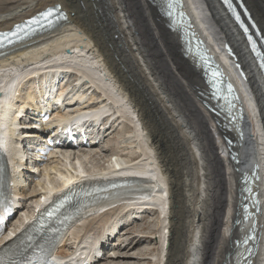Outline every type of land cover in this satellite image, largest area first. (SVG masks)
<instances>
[{
  "label": "bare ground",
  "instance_id": "obj_1",
  "mask_svg": "<svg viewBox=\"0 0 264 264\" xmlns=\"http://www.w3.org/2000/svg\"><path fill=\"white\" fill-rule=\"evenodd\" d=\"M134 1L141 5H144L145 2ZM152 2L156 12L162 15L157 27L162 30L163 26L171 29L169 39L172 36L175 42L171 54H175L174 51L178 53L176 56L178 69L180 68L185 74H181L182 77L191 76V82L192 80L195 82V93L182 88L185 97L181 110L174 108V91L166 88L162 81L163 68L153 51L154 48L152 49L148 43L149 36L142 34L143 25L135 24L134 26L137 25L138 28L128 27L133 25L134 16H142L145 11L137 12L135 8L131 10L130 3L124 5V0L110 2L113 16L120 18L118 20L120 31H117L115 25L111 26L107 21L106 13L94 9L91 0L83 2L81 0H0V30H9L15 23L21 22L49 6L60 5V14L63 16L60 24L54 30L30 37L21 43H15L0 50V91L2 92L0 96V128H4L5 132L10 125H13L11 134L15 135L16 130L26 126V120L37 119V117L30 116L27 109L33 107L44 97L47 88L59 87L56 90V93L59 92L60 95L58 100L70 91L74 99L73 101L67 99L66 106L68 108L75 106L74 111L96 113V121H100L97 130L101 132L102 125L101 128L104 129L101 132L104 142L100 140L91 146L96 147L104 143L101 147L82 155L83 158L76 156L78 152H72L71 149L74 150V147L66 148L60 156L55 155L49 159L47 165L42 169L39 180L35 182L32 181L34 174L25 170L23 162L17 161L16 154L19 152L16 150L17 146L13 142L9 144L8 156L16 163L14 168L15 190L17 196L22 198L28 196L30 199H38L42 194H45L43 190H62L65 184L59 183V177L67 172L72 174L76 170L77 163L84 167L86 173L91 177L105 178L109 176L111 170L108 171V167L102 164L101 158L109 165L111 158L117 156L115 163L119 166L132 168V177L138 178L137 183H142L140 186L147 192L122 201L118 206L104 212H98V206L84 212L81 218L69 227V232L61 241L62 244L57 253H67V240L72 241L73 246L84 239L89 246H99L101 243L102 248L106 247L107 242L111 241L110 237L119 234L123 227V230L128 229L126 227L130 225V221L135 219V216L145 206H148V211H143L142 214L157 210L159 221L167 222L164 227L165 231L160 234L161 245H163V235H165L164 247L158 248H162V254H160L162 256L164 253V256L157 255L159 259L156 258L157 261L155 259L153 264H180L181 262L182 264H220V259L217 256L220 247L217 248L218 245L216 246L215 242L209 247L212 242L210 240L215 241V234H213L211 226L223 230L225 235L230 233L228 236L232 238L236 236L240 238L252 226L253 217L238 221L241 217L238 213L242 211L240 177L242 171L249 169L254 163L260 165V180L257 181L260 189L259 198L264 196V80L260 74V67L248 48L244 34L226 6L219 0H183L182 8L190 15L196 30L205 39L209 51L223 66L229 79L236 86L247 114L238 123L236 121L223 123L220 116L209 112L205 107L208 84L205 82L201 63L196 61L193 53L184 51V45L177 31L178 25L177 28H174L170 23V17H167L163 12L161 0H152ZM242 2L250 10L251 16L264 37V0H242ZM156 29L154 25H150L149 34L157 37ZM146 31L148 30L146 29ZM225 41L233 46L238 61L241 62L245 71V76L236 67L235 58L225 50ZM157 43L158 46H162L163 40H159ZM118 45H126L128 51L118 49ZM154 45L156 46V44ZM156 70L159 72L156 73ZM147 72L151 74L152 79L145 76ZM35 73L37 75H34ZM49 75H51V80L46 78ZM34 90L37 91V94L34 93ZM195 94H199L200 98ZM108 100H111L112 103L107 104ZM74 101L77 103L72 105L71 103ZM191 109H195L196 117L200 122V127L195 128H200L203 137L198 139L200 141L201 138V144L195 145L197 154L191 148L196 163L193 171L197 175L196 184H199V190L195 194L191 192L188 195V188L183 186L182 181L184 177L182 161L185 162L188 159L185 157V160L182 156L183 158L179 161L178 158L182 151L184 156L187 154L189 140L196 142L194 135L196 129L193 127ZM59 113L60 111L57 112V114ZM132 115L138 118L139 123L136 121L137 118L134 119ZM20 116L22 117L20 118ZM214 117L217 123L214 120L211 121ZM188 119H190V123L187 124ZM123 123L124 130L119 131L115 137H109L111 130L115 132L116 125L119 126ZM212 128L218 134L217 139L214 132L212 133ZM25 132L27 131H20V133ZM117 136L118 138H116ZM226 136L236 141L232 148L239 152V162L231 158L230 149L224 138ZM105 137H109L110 140L116 138V150L121 147L125 150L135 144L137 150L131 149L129 154L124 153V150L122 152L111 150L108 146L109 140H106ZM181 137L184 142L188 140V145L187 143L183 145L181 141L184 147L180 145ZM125 140L126 145L124 144ZM130 144L131 147H129ZM202 148L207 149L205 153H208L209 162H211L209 165L211 164L216 172H221L225 181L217 208L214 203L211 206L213 208L212 221L210 214H207V211L204 214L203 211L206 210L202 198L207 193V170L209 167L205 164L206 157ZM100 150H110L112 153L108 159L99 158ZM85 158L92 163L94 159H99V163H95V167L93 165V167L83 166ZM0 160H3L1 155ZM79 176L77 175L76 178ZM27 184H29V188H27ZM187 202L194 207L190 211L192 216L191 221L189 220L190 224L188 225L185 221L183 228L182 212L190 210V206L186 208ZM237 203L235 208L234 204ZM25 209L29 211L27 204L24 211H26ZM162 213L167 215L163 220L161 219ZM144 215L140 217L143 218ZM33 216L34 212H30L25 215V218ZM256 217L259 222L257 229H261L263 240L258 252L252 251L249 259L253 260V264H264V226L261 227V223H264L261 221V218H264V213L261 211ZM23 223L20 221L17 223V227ZM121 223L126 224L119 229ZM239 225L241 228L238 231L235 229L236 236L232 235L233 229ZM183 229L188 231L187 237ZM148 233H154V231ZM217 234L219 235V232ZM67 236H69L68 239H66ZM103 241L105 242L103 243ZM185 241H187L186 248L183 247ZM133 243V240L130 241L126 247L132 246ZM252 243L254 244V242ZM230 244L236 251L234 253L236 257L232 263L241 264V256L238 255L241 246H236L235 242H230ZM230 244L227 251L229 252L228 257L233 251ZM183 248L186 249L185 260L181 257ZM106 249L108 252L113 250L108 247ZM161 250L159 251L161 252ZM99 252L101 253V250ZM118 252L108 255L110 257H105L104 253L103 257L112 259ZM209 254L210 259L208 258ZM108 261L110 260L108 259ZM226 262L228 263L229 259H226Z\"/></svg>",
  "mask_w": 264,
  "mask_h": 264
},
{
  "label": "rangeland",
  "instance_id": "obj_2",
  "mask_svg": "<svg viewBox=\"0 0 264 264\" xmlns=\"http://www.w3.org/2000/svg\"><path fill=\"white\" fill-rule=\"evenodd\" d=\"M82 2L84 1V0H81ZM144 3V5H141L140 3H138L137 2V4H136V1H134V0H129V2H127V0H124V5H127V4H129L130 6H131V10H132V8H135V10L137 11V12H141V11H145V14L144 15H136V16H134V18L132 19L133 20V25L132 26H128V27H131V28H138V26L136 25V26H134L135 24H138L139 26H142L143 25V29H142V34H144V35H146L147 37L149 36V38H148V43H149V45H150V47L153 49V51L156 53V55H157V57H158V59H159V62H160V65H161V67L163 68L162 69V81H163V83H165L164 85H165V87L166 88H168V89H170V90H172V91H174L173 92V94H174V98H173V100H174V103H175V107L174 108H176L177 110H181V108H182V106H184V97H185V95H184V92L182 91V88H186L189 92H191V93H195V91H194V88H195V82L192 80V82H191V76L189 77H182V75L181 74H183V75H185L184 74V72L179 68L178 69V65H177V59H176V56H178V53H177V51H174L173 53H175V54H171V51H172V47L174 46V40L172 39V36H171V40L169 39V33H170V31H171V29H167L166 27H164L163 26V30H162V28H158L157 26H158V23H159V21H160V18H161V14H158L157 12H156V10H155V8H154V6H152V4H153V2H152V0H142ZM149 1V2H148ZM91 2H92V5L94 6V9L95 10H99V11H101V13H106V16L108 17V19H107V21L110 23V25L111 26H113V25H115V29L118 31H120V26H119V21L118 20H120V18L119 17H114L113 16V8H112V6H111V4H110V2H114V0H91ZM56 4H58V3H56ZM131 4H133V5H131ZM135 4H136V6H135ZM140 6H139V5ZM142 7H144L145 8V10H144V8H142ZM139 8V9H138ZM72 9V8H71ZM150 9V10H149ZM126 11H128V10H126ZM152 11V12H151ZM153 13V14H152ZM155 13V14H154ZM148 15V16H147ZM155 15V16H154ZM159 16V17H158ZM139 17V18H138ZM146 19H145V18ZM155 17V18H154ZM153 18V19H152ZM143 19V20H142ZM149 19V20H148ZM139 20V21H138ZM151 20V21H150ZM155 20H156V22H155ZM143 21V22H142ZM135 22H137V23H135ZM147 22H149V23H147ZM152 23V24H151ZM150 25H154L157 29V37L156 36H152V35H150L149 34V29H150ZM146 26V27H145ZM164 28H165V30H164ZM146 29L148 30V31H146ZM160 30V31H159ZM144 31V32H143ZM164 31H165V33H164ZM168 31V32H167ZM147 32V33H146ZM164 33V35H163V33ZM146 33V34H145ZM160 35V36H159ZM152 36V37H151ZM162 36V37H161ZM164 36H165V38H164ZM150 37H151V39H150ZM157 38H159V39H157ZM162 38V39H161ZM164 38V39H163ZM155 39V40H154ZM149 40H150V42H149ZM159 40H163V43H162V46H158V41ZM169 41V42H168ZM171 42V43H170ZM151 43V44H150ZM169 43V44H168ZM154 44H156V46L154 45ZM119 46V48L118 49H120V50H125V51H128V49H127V46L126 45H122V46H120V45H118ZM160 49H158V48ZM162 49H161V48ZM168 47V48H167ZM111 48H113V47H111ZM159 50V51H158ZM164 50V51H163ZM166 50V51H165ZM163 53V54H162ZM167 53V54H166ZM159 54H160V56H159ZM174 56V57H173ZM161 57V58H160ZM171 58H172V60H171ZM190 58V57H189ZM170 60V61H169ZM167 61H168V63H169V65H167L168 63H167ZM173 61H175V62H173ZM191 63H192V61H191ZM167 66H166V65ZM169 67V68H168ZM142 70V69H141ZM167 71V72H166ZM156 73H158L159 71L158 70H156L155 71ZM170 72V73H169ZM176 75H175V74ZM149 73L147 72L146 74H145V76H148L149 78H151L152 79V76H151V74H149ZM171 76H170V75ZM174 74V75H173ZM260 74L262 75V73H261V71H260ZM127 76H130V75H128V74H126ZM169 75V76H168ZM174 76V77H173ZM173 77V78H172ZM179 77V78H178ZM177 78V79H176ZM263 79V78H262ZM175 80V81H174ZM181 80H183V81H181ZM187 80V81H186ZM264 80V79H263ZM168 84V85H167ZM185 87H184V86ZM191 86V87H190ZM170 87V88H169ZM195 96L196 97H198V98H200L199 97V94H195ZM201 101H203L202 99H201ZM204 104H205V102H204ZM206 107V106H205ZM206 109H207V107H206ZM194 111V112H193ZM188 113V112H187ZM196 112H195V109H191L190 110V114H191V118H192V121H193V127L195 128V127H200V122H199V120H198V117H196V114H195ZM176 115H178L179 113H175ZM212 120H214L215 122H216V119H215V117L214 118H212L211 119V121ZM136 121H137V119H136ZM138 122V121H137ZM195 122V123H194ZM139 123V122H138ZM187 124L188 123H190V119H188V121L186 122ZM217 123V122H216ZM118 125V124H117ZM116 125V131L115 132H113V130H111V132H110V136L109 137H115V135H118V132L119 131H122V130H124V128H125V126H124V123L123 124H120L119 126H117ZM119 127V128H118ZM196 129V132H195V136H196V142L194 141L193 142V140H189L190 141V143L188 142V140H186L185 142H184V139L181 137L180 138V140H179V143H180V145H184V143L186 144L187 143V145H188V143H189V146L187 147V149H188V152H187V154H185V156H184V153H183V151H182V154L179 156V158H178V160L180 161L183 157V159H185L186 160V158L185 157H187V161H185L184 162V160L182 161V166H183V173H184V177H183V179H182V181H183V183H184V187L186 188H188V195L192 192L193 194H195L196 192H198V190H199V184H196V180H197V175H195V172L193 171V169H194V167H196V163L194 162L195 161V159H194V152H193V149H194V151H195V153H196V149H195V145H200L201 144V138L203 137V134L201 133L202 131L200 130V128H195ZM112 132H113V134H112ZM116 132H117V134H116ZM214 132V130H213V128H212V133ZM112 134V135H111ZM198 135V136H197ZM214 135H215V137H216V139H217V136H218V134L216 133V132H214ZM109 137H107L106 138V140L108 139L109 140V144H108V146L111 148V150L112 149H114V150H116V148H117V146H116V138H118V136L116 137V138H111V140L109 139ZM199 137H201L200 138V141L198 140L199 139ZM183 139V140H182ZM114 141V142H113ZM183 142L182 144H181V142ZM198 141V142H197ZM114 143V144H112V143ZM193 142V143H192ZM110 143H111V145H110ZM124 144L126 145L127 144V142H126V140H125V142H124ZM114 145V146H113ZM136 145V144H135ZM135 145L134 146H132L131 147V144H130V146L129 147H131V148H128V149H125V150H128V151H125L124 150V148L123 147H118V148H120V150L119 151H122V150H124L123 152L124 153H127V154H129L130 152L129 151H131V149H134V150H137V148L135 147ZM180 145H178V146H180ZM182 145V147H184ZM191 146H193V147H191ZM115 147V148H114ZM87 147H83V149H81L80 150V154H79V152H78V154L76 155V156H78V157H81V158H83V156L82 155H85V154H87L89 151H91V150H95V148L94 147H92L91 149H86ZM179 148V147H178ZM191 148H193V149H191ZM86 150V151H83V150ZM71 150H73V149H71ZM88 150V151H87ZM183 150V149H182ZM192 150V151H191ZM198 150V149H197ZM83 151V152H82ZM202 151H203V153H204V155H205V157H206V159H205V164H207V166L209 167H207L208 168V170H207V172H208V177H207V183H208V188H207V193H205L204 195H203V205H204V208L206 209V210H203L204 211V214L206 213V211H207V214H210V216H211V221L213 220L212 218H213V208L211 207L212 206V204L214 203L215 204V207L217 208V203H218V201H219V199H220V197H221V195H222V193H223V189H224V184H225V181H224V175L221 173V172H216V170L211 166V164L209 165V163H211V162H209L210 161V159L208 158V153H205V152H207V149H203L202 148ZM219 151V150H218ZM181 152V151H180ZM112 153V151H110V150H106V151H104V150H100V156H99V158H101V157H105L106 159H108L109 158V155ZM136 153H138V152H136ZM197 154V153H196ZM98 155V154H97ZM108 155V156H107ZM192 155V156H191ZM183 156V157H182ZM77 157V158H78ZM116 157L117 156H115L114 158H113V160H116ZM194 159V160H193ZM89 160V159H88ZM88 160H87V158H85V164H84V162H83V166L84 165H88V166H94L95 165V163H99V159H94L93 161V163L92 162H90V160H89V162H88ZM192 160V161H191ZM92 161V160H91ZM101 161H103L102 162V164H107V162H104V160L101 158ZM208 162V163H207ZM194 163V164H193ZM187 164V165H186ZM185 165V166H184ZM190 165H191V167H190ZM195 165V166H194ZM92 166V167H93ZM193 166V167H192ZM95 167V166H94ZM188 167V168H187ZM186 168V169H185ZM206 168V169H207ZM213 169V170H212ZM192 172H191V171ZM211 170V171H210ZM188 171V172H187ZM190 172V173H189ZM194 172V173H193ZM187 174V175H186ZM215 175H217V176H215ZM221 175V176H220ZM223 175V176H222ZM195 176V177H194ZM186 177V178H185ZM211 177H212V180H211ZM220 177V178H219ZM185 178V179H184ZM189 178V179H188ZM210 178V179H209ZM214 178V179H213ZM222 179V180H221ZM189 180H191L190 182H189ZM263 180V179H262ZM187 181V182H186ZM194 181V182H193ZM224 181V182H223ZM189 182V183H188ZM193 182V183H192ZM213 182V183H212ZM223 182V183H222ZM263 182V181H262ZM188 183V184H187ZM191 183V184H190ZM210 183V184H209ZM221 184V185H220ZM195 185H197V186H195ZM221 186V187H220ZM192 187V188H191ZM211 187H212V189H211ZM197 188V189H196ZM192 189H194V190H192ZM186 190V189H185ZM212 190V191H211ZM209 192V193H208ZM213 195H212V194ZM206 196V197H205ZM211 196V197H210ZM207 199V200H206ZM209 199V200H208ZM33 200V199H32ZM205 202V203H204ZM190 203H188L187 202V206H186V208H188V206H190L189 207V209L190 210H183V212H182V215H181V218H182V216H183V218H182V220H184L182 223H183V228H184V222L185 221H187V223H188V225L190 224V221H191V218H192V216H191V214H190V211L191 210H193V205H189ZM237 205H238V203L235 205L234 204V207L236 208L237 207ZM221 206H222V204H221ZM185 208V209H186ZM160 211V210H159ZM154 212H156V213H154ZM154 212H152L151 211V213L150 212H147V213H145V215H144V217L143 218H145L144 220H141V221H137L136 223L135 222H132V223H130V225H128V227H126V228H128V229H126V230H124V232L123 231H121V233H120V237L119 236H116L115 237V240H114V237H111V239L113 240V241H111V242H107V243H111V246H110V248H113L114 249V251H117V249H118V245H120V242H121V247H122V249L120 248V251L117 253V254H115V257H113L112 259L111 258H107V259H103L102 260V263L103 264H153L154 262H155V259L157 258V259H159V257L161 256V254H162V248L161 249H158V248H160L161 246L162 247H164V240H165V235H163L164 236V239H163V245H161V243H160V234H163V232L165 231V226H166V223L167 222H163V221H159V215H158V211L157 210H155ZM211 212V213H210ZM187 213V214H186ZM263 213H264V209H263ZM147 215V216H146ZM162 217H161V219L163 220L164 219V216L165 217H167V215H165V214H163L162 213V215H161ZM262 219H264V218H261V221L262 222H264V220H262ZM190 220V221H189ZM163 222V223H162ZM263 225H262V227L264 226V223H262ZM162 225H163V227H162ZM161 226V227H160ZM160 227V228H159ZM212 228H213V234H215V241L214 240H210V246L209 247H211L212 245H213V243L215 242V244H216V246H217V248L218 247H220L219 248V250H218V252H217V256H218V258L220 259V264H233L232 263V260L236 257V255L234 254L236 251L235 250H233V246H231V244H230V242L231 243H234L235 242V240H236V238H238V236H236V234H237V231H238V229H240L241 228V226L239 225L238 227H236V228H234L233 229V233H232V235H234L235 234V238H232L231 236H228V235H230V233H228V234H223V230H221V229H218V228H216L215 226H211ZM159 229V230H158ZM235 229L237 230V231H235ZM128 230H130L131 232H129ZM149 231H154V233H148ZM167 231V230H166ZM183 231H184V229H183ZM216 232V233H215ZM219 232V235L217 234ZM149 234H151V235H149ZM168 234V233H167ZM184 234L186 235V237H187V234H188V231L186 232V230L184 231ZM217 234V235H216ZM221 234V235H220ZM144 236H146V237H144ZM149 236V237H148ZM222 236V237H221ZM216 237H217V239H216ZM229 239V240H228ZM134 241V243H133V245L132 246H130V247H126V245H128V243H130V241ZM217 240H219V241H217ZM226 241H228V242H226ZM114 242H116L117 244H115L114 245ZM223 242H225L224 244H223ZM119 243V244H118ZM187 241H185V243H184V248H186V246H187ZM72 243H68V246H70ZM222 244V245H221ZM229 244H230V248H231V250H233V251H231V254H230V256L228 257V254H229V252H227L228 251V248H229ZM215 246V247H216ZM182 249V251H181V257H182V259L183 260H185V258H186V253H185V251H186V249ZM217 248H215V250H217ZM223 248H225V249H223ZM227 248V249H226ZM158 250V251H157ZM159 250H161V252L159 251ZM225 250V251H224ZM157 251V252H156ZM158 252H159V254H158ZM150 253H154L153 255L152 254H150ZM161 253V254H160ZM183 254V255H182ZM122 255V256H121ZM159 257H158V256ZM221 255V256H220ZM120 258H119V257ZM164 256V253H163V255L161 256V257H163ZM185 256V257H184ZM108 257H110V256H108ZM117 257V258H116ZM228 257V258H227ZM208 258L210 259V254H209V256H208ZM108 259L110 260V261H108ZM121 259H122V261H121ZM157 259H156V261H157ZM205 259H207V257H205ZM226 259L228 260L229 259V262L227 263L226 262ZM231 261V262H230ZM105 262V263H104ZM180 264H182V262L180 263Z\"/></svg>",
  "mask_w": 264,
  "mask_h": 264
},
{
  "label": "water",
  "instance_id": "obj_3",
  "mask_svg": "<svg viewBox=\"0 0 264 264\" xmlns=\"http://www.w3.org/2000/svg\"><path fill=\"white\" fill-rule=\"evenodd\" d=\"M176 4H177V14L181 15V19L180 22L181 24L186 27V28H190V29H184L185 32H187L188 36L191 37L195 43V53L198 56V58H200L201 60L207 58H211V61L208 62L209 65V69L210 70H215L216 67H218V64L215 63L214 59L212 58V56H208L205 54L206 50L204 49L203 46V42L200 39L199 36H194L196 31L194 29V26L191 22L190 17L188 16V14L186 13V11L182 8L183 6V0H173ZM220 78V77H219ZM228 98L227 99H223L225 100V102H228V118H229V122L235 121L240 115H242V106L240 104V99L239 96L237 94L236 91H231L229 95H227ZM234 155H237L236 152H233ZM257 165L254 164L252 170L245 172V182L247 183L246 185V190L249 194L250 197L255 196L254 194L255 191L253 190V181H254V176L257 173ZM250 202L252 203V201L250 200ZM246 210H248V215L249 210H250V206L247 205L246 206Z\"/></svg>",
  "mask_w": 264,
  "mask_h": 264
},
{
  "label": "snow or ice",
  "instance_id": "obj_4",
  "mask_svg": "<svg viewBox=\"0 0 264 264\" xmlns=\"http://www.w3.org/2000/svg\"><path fill=\"white\" fill-rule=\"evenodd\" d=\"M227 2V0H226ZM169 6H171V0H169ZM53 9H49L45 12H42L40 14V17L41 18H48V17H51L53 15ZM40 22V19L37 18V17H33L31 18L29 21L26 22V24L24 26H21V25H16V30L15 31H11V32H8V33H0V42H2V38H7L9 36H16L19 32L23 31L24 30V27H27V26H30V25H34V24H39ZM264 66V65H262ZM0 264H3V261L0 260Z\"/></svg>",
  "mask_w": 264,
  "mask_h": 264
}]
</instances>
